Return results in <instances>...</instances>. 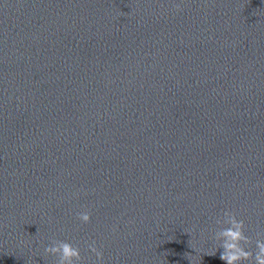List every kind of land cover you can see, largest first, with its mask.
Instances as JSON below:
<instances>
[{
  "label": "water",
  "instance_id": "95a60500",
  "mask_svg": "<svg viewBox=\"0 0 264 264\" xmlns=\"http://www.w3.org/2000/svg\"><path fill=\"white\" fill-rule=\"evenodd\" d=\"M225 210L254 250L264 0H0V264H227Z\"/></svg>",
  "mask_w": 264,
  "mask_h": 264
},
{
  "label": "clouds",
  "instance_id": "9594fccd",
  "mask_svg": "<svg viewBox=\"0 0 264 264\" xmlns=\"http://www.w3.org/2000/svg\"><path fill=\"white\" fill-rule=\"evenodd\" d=\"M79 218L84 223L92 220L89 211H81ZM221 225L215 233L218 247L223 251L220 258L227 264H245L249 258H254L253 264H264V238L255 240V249L246 246L252 242V237L246 233L245 221L235 213L225 210L224 218L217 221ZM90 248L96 253L97 257L103 259V252L91 244ZM45 251L58 257L56 264H79L82 261V252L78 245L68 240H54L47 245Z\"/></svg>",
  "mask_w": 264,
  "mask_h": 264
}]
</instances>
